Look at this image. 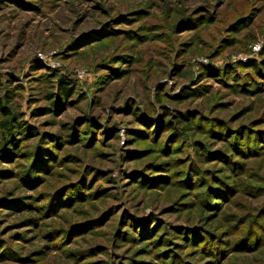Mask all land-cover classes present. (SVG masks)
Listing matches in <instances>:
<instances>
[{
  "label": "rangeland",
  "instance_id": "1",
  "mask_svg": "<svg viewBox=\"0 0 264 264\" xmlns=\"http://www.w3.org/2000/svg\"><path fill=\"white\" fill-rule=\"evenodd\" d=\"M7 91L0 264H264V0H0Z\"/></svg>",
  "mask_w": 264,
  "mask_h": 264
},
{
  "label": "trees",
  "instance_id": "2",
  "mask_svg": "<svg viewBox=\"0 0 264 264\" xmlns=\"http://www.w3.org/2000/svg\"><path fill=\"white\" fill-rule=\"evenodd\" d=\"M257 67L258 65H256L254 62L251 63L250 68H252L253 71H257L258 69ZM54 87L56 93L59 94V96L62 99H67L71 97L74 93V85L72 81H68L64 79L62 76H56ZM179 95L187 96L189 95V93L185 91H181ZM10 98H11L10 91H7L3 93L2 96H0V135L3 143L7 142L8 139H10L15 128L17 127L20 128L21 125L24 124L23 122L15 121L16 118L13 116L12 110L9 109V107L7 106V102H9Z\"/></svg>",
  "mask_w": 264,
  "mask_h": 264
}]
</instances>
